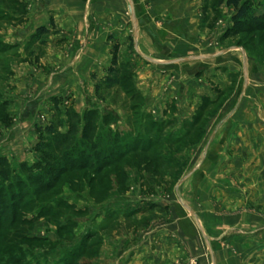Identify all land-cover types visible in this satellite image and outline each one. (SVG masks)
<instances>
[{"label":"rangeland","instance_id":"rangeland-1","mask_svg":"<svg viewBox=\"0 0 264 264\" xmlns=\"http://www.w3.org/2000/svg\"><path fill=\"white\" fill-rule=\"evenodd\" d=\"M196 1L197 6L187 4L203 15L199 27L205 34L202 53L207 54L180 62L190 65L184 69L186 78H191L186 93L145 92L142 71L148 61L135 53L129 35L123 45L115 40L108 64L92 71L91 102H82L70 91L51 95L41 100L38 108L31 107L36 111L27 123L12 93L13 82L19 71L45 75L61 70L64 66H53L50 60L56 56L64 59L67 49L61 43L55 45L45 25L33 27L24 46L7 41L8 30L26 21L30 4L28 0H0V39L13 44L0 52V264H218L215 254L219 249L242 255L243 248L249 253L259 247L257 238H244L245 243L228 227L243 222L233 224L232 216L243 212L264 215V208L253 204L221 208L218 201L214 211L207 201L196 211L192 206L196 199L205 198L212 184L243 189L244 181L232 177L231 171L264 168V162L253 160L264 151V144L252 146L247 158L252 161H235L233 155L241 154L229 152L226 146L231 132L240 131L247 137V130H238L240 124L251 123L256 129L259 122L264 123V86H260L264 83V22L251 31L248 21L234 19L233 6L217 0ZM242 3L253 18L250 24L257 23V17L264 18V0ZM41 26L46 32L37 34ZM193 65L197 66L194 75ZM177 67L160 71L166 74L165 84L175 89ZM114 69L121 71L120 82L109 85L106 78L115 74ZM30 95L28 92L26 98ZM92 108L97 110L101 140L109 128L111 139L140 133L157 143L145 154H127L117 165L97 169L95 164L91 166V159L86 168L70 169L55 177L41 173L34 146L49 137L38 128L52 119L61 121L58 129L65 132L71 110L83 116ZM110 111L115 119L103 127V117ZM19 119L25 126L17 136L13 128ZM150 121H158V125L147 128ZM184 121L189 132L182 127ZM81 142L79 132L73 133L69 145L57 149L53 156L67 149L70 159H78L84 148ZM152 153L161 161L156 167L146 164ZM52 166L47 164V168ZM249 219L245 218L246 222ZM246 227L242 233L249 237L256 233L259 239L257 232Z\"/></svg>","mask_w":264,"mask_h":264},{"label":"crops","instance_id":"crops-1","mask_svg":"<svg viewBox=\"0 0 264 264\" xmlns=\"http://www.w3.org/2000/svg\"><path fill=\"white\" fill-rule=\"evenodd\" d=\"M28 2L30 10L26 21L20 26L11 27L6 33V40L17 44L18 47L24 46L33 27L45 25L52 32L55 45L61 43L67 52L65 58L61 60L57 56L51 57V65L64 66L61 70L56 69L45 75H31L25 71H19V77L13 82L15 87L13 86L12 93L18 98L19 111L27 123H30L29 119L33 118V112L36 111L31 110V107L35 108L37 105L38 108L41 100L44 101L45 97L51 95L63 96L70 91L80 97L82 102H91L92 71L96 67L106 66L110 59L109 51L112 45L116 41L123 45L127 42L129 35L133 40L135 53H139L148 61L146 69L142 71V81L145 82L147 93H186V83L191 78H186L184 69L190 65H183V62H180H185V57L207 54L202 53L205 47L203 39L205 34L199 27L201 23L199 21L203 15H200L193 8L194 6L187 4L192 2L197 6L196 0H28ZM211 51L210 54H212ZM172 67H177L175 70L178 74L176 89L170 84H165L166 74L160 72L162 69L170 71ZM196 68L195 65L192 75L195 74ZM65 72L67 77H65ZM260 86L263 88L264 83ZM28 92L32 95L26 98ZM24 121L19 119L13 128L17 136L25 126ZM231 126L232 124L229 125ZM251 126V123L244 122L238 128V130H247V137L244 133L235 131L226 138L228 151L230 152L231 149L239 151L238 155L242 156L233 155L232 158L235 161H245L252 154V146L264 144V123L259 122L256 129ZM260 130L263 131L258 134L254 133ZM262 152L264 151L259 152V158L253 157V160L264 162ZM231 172L232 177L242 178L244 188L225 187L223 183L222 185L216 183L217 185L212 187V184L205 198H198L193 202L194 205H191L195 211L206 201L211 204V208L217 201L218 207L221 208L226 206L236 208L242 204L246 206L253 204L258 205L259 209L264 208L262 180L264 179V168L257 171ZM212 209L214 211V208ZM213 211L211 213L215 217ZM252 215L255 218L252 219ZM247 217H250L249 223L245 220ZM240 220L243 222L228 227L229 232L234 231V236L238 239L242 238L245 243L247 241H244V238H248V241L257 238L260 242L258 247L260 252L256 248L254 252L246 253L243 248L241 252L243 254L240 256L219 249L215 254L216 262L218 264H256L259 262L258 257L259 264H264V242L262 241L264 240V215L243 212L238 217L235 215L230 218L233 224ZM247 225L246 228H249L250 232L259 234V239L256 233L252 237L242 233ZM257 227H259L258 230ZM254 259L257 261L255 262Z\"/></svg>","mask_w":264,"mask_h":264},{"label":"trees","instance_id":"trees-1","mask_svg":"<svg viewBox=\"0 0 264 264\" xmlns=\"http://www.w3.org/2000/svg\"><path fill=\"white\" fill-rule=\"evenodd\" d=\"M242 1L243 0H217V3H225L226 5L233 6L236 9L234 15L235 20H237L238 22L246 20L249 24V26L247 27L249 30H258V25L264 22V18L261 16L257 17V23H255L254 25L250 24L249 21H251L253 18L251 17V14L248 12V9H246ZM36 32L37 34H40L46 31L45 28L41 26L37 29ZM11 45L8 43H3L0 39V52L7 50ZM113 72L115 73H113L114 75H109L106 78V83H108L109 85L117 84L120 82L119 72L121 71H119L118 69H114ZM96 113L97 110L95 108H92L87 109L83 113V116H79L77 112L71 110V113L68 114L69 128L65 132H61L58 129L62 122H54L52 119L47 124L43 125V127L38 128V130L42 131L43 134L49 137L48 139L38 141L34 146L36 152V164L37 167H39L41 173H45V175H49L48 173H50L51 176L55 177L58 173H64L66 171H69L70 169L79 167L86 168L87 165H90L89 162L91 159L93 160L91 166L92 164H95L97 166V169H100L104 166H110L114 163H116L117 165L119 162L125 159L127 154H145L146 152H149L157 143V140L154 142L150 137H141L140 133H138L137 136L135 135V137L130 136L129 138L124 139H119V137L115 135V137L111 139V129L109 128H105V132L101 134V140L100 135L97 134ZM109 114L110 115L107 114L103 117V127L105 126V123L107 121L112 120V117L115 116V113L113 111H110ZM197 118L198 117L195 116V121L197 120ZM195 121L189 123V128L195 125ZM79 122L80 126L78 127ZM157 123L158 121H150V126L147 128H152L158 125ZM186 124L188 125L187 121H184L182 127L184 126L188 131V126ZM144 129H146V127ZM187 131H184V136H187ZM77 132H79L80 139L82 141L81 144L84 145L79 158L76 159L77 157H73V159H70L69 154L71 152H69L67 149L60 156H53V153H55L57 149L69 145V136ZM146 133L148 134L149 132L146 131ZM73 146L76 147V145ZM47 152L52 155H47ZM148 158L150 159L146 160L147 165L154 164V167H156L155 164L161 162L159 159V155L157 154L152 153ZM49 162L51 163V166L53 165L51 168H47V164ZM20 164L24 165V162ZM27 168H30V166L28 165ZM49 170L51 172H49ZM35 175L38 176V173H36ZM45 189L46 188H43V190Z\"/></svg>","mask_w":264,"mask_h":264}]
</instances>
